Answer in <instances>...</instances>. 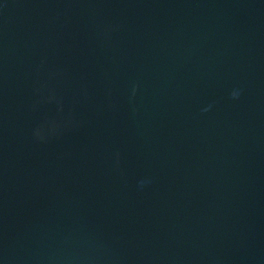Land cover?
<instances>
[{"label": "water", "instance_id": "1", "mask_svg": "<svg viewBox=\"0 0 264 264\" xmlns=\"http://www.w3.org/2000/svg\"><path fill=\"white\" fill-rule=\"evenodd\" d=\"M0 264H264V0H0Z\"/></svg>", "mask_w": 264, "mask_h": 264}]
</instances>
